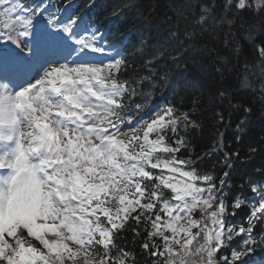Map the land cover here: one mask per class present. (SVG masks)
<instances>
[{"label":"snow or ice","instance_id":"obj_1","mask_svg":"<svg viewBox=\"0 0 264 264\" xmlns=\"http://www.w3.org/2000/svg\"><path fill=\"white\" fill-rule=\"evenodd\" d=\"M95 6L0 0V264H264V180L232 179L258 149L241 157L219 127L242 112L239 143L254 105L264 115V0H133L147 33L133 53L108 43ZM173 69L196 74L193 107L142 115ZM202 103L214 130L193 155Z\"/></svg>","mask_w":264,"mask_h":264},{"label":"trees","instance_id":"obj_2","mask_svg":"<svg viewBox=\"0 0 264 264\" xmlns=\"http://www.w3.org/2000/svg\"><path fill=\"white\" fill-rule=\"evenodd\" d=\"M78 4H84L86 0H75ZM133 3V0H96V6L91 10L89 14L92 21L97 26H102L117 18L112 24L111 35L114 39H117L121 43V46L124 48L126 53H133L134 47L139 43V40L142 36L147 35L142 25V22L137 19L136 12L133 8L128 7L129 4ZM118 12V15H111L113 10ZM122 20L126 25L120 31V27L116 24ZM121 32L119 36L115 37V32ZM148 55V49H145L143 53H134L128 58L133 60L135 63H141L142 58ZM245 56L249 60L255 62L258 57L252 50H246ZM257 75L254 77L250 76V79L253 80L255 87L259 88L260 78L258 75L259 69H256ZM196 74L189 72H183L180 69H173L170 75V82L166 87L158 88L153 94V99L151 103L155 101L165 102V105L168 103L173 104L177 108L175 115L179 117L181 111L190 110L192 105V100L194 95L197 94L198 90L193 87L190 83V80L195 77ZM201 79L206 87L209 84H212L213 77L211 75H205L203 78L196 77ZM229 83L233 85L237 90L235 96L237 99H240L244 103H252L253 93L247 90H242L239 86V82L236 76H232L229 79ZM152 107L146 109V112H150ZM225 117L227 118L228 112L227 109L224 110ZM242 112H235L231 116V127L227 130L224 129L223 125H220V130L224 131V143L227 144L231 142L233 150H239L240 156L243 157L247 152L248 146L251 144L258 149L255 156L246 163H240L237 161V167L234 170L232 179L234 184H239L242 179L250 177L253 181L264 180V172H256V169H264V115L258 110V106L254 105V115L251 118V121L248 125L247 131L243 134L242 139L239 143L235 140L234 126L239 120ZM193 118L197 121H202L204 124V129L201 135L196 136L193 143L195 145V152L193 155L200 154L201 152L207 150L211 143V135L213 132V119L211 113L206 110V105L201 104L200 110L193 114ZM187 158L188 153H184ZM218 157L213 155L210 159L205 158L203 162L198 165L202 169H210L211 166L217 161ZM222 170L217 168V174H220ZM239 189H233V191H238ZM167 191V190H166ZM246 195L251 196L250 192H246ZM248 213L247 208H243L238 211L235 217H232L233 222L236 220H242ZM257 257H264V252L257 250Z\"/></svg>","mask_w":264,"mask_h":264},{"label":"rangeland","instance_id":"obj_3","mask_svg":"<svg viewBox=\"0 0 264 264\" xmlns=\"http://www.w3.org/2000/svg\"><path fill=\"white\" fill-rule=\"evenodd\" d=\"M38 243V242H37Z\"/></svg>","mask_w":264,"mask_h":264}]
</instances>
